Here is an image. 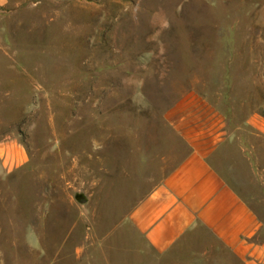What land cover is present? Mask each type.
<instances>
[{
    "label": "rangeland",
    "instance_id": "1",
    "mask_svg": "<svg viewBox=\"0 0 264 264\" xmlns=\"http://www.w3.org/2000/svg\"><path fill=\"white\" fill-rule=\"evenodd\" d=\"M223 81L251 84L264 114V0L0 10V264H158L121 227L148 190L138 149L192 84Z\"/></svg>",
    "mask_w": 264,
    "mask_h": 264
},
{
    "label": "crops",
    "instance_id": "2",
    "mask_svg": "<svg viewBox=\"0 0 264 264\" xmlns=\"http://www.w3.org/2000/svg\"><path fill=\"white\" fill-rule=\"evenodd\" d=\"M15 3L0 0V10ZM251 86L192 84L161 130L145 132L134 163L148 190L121 226L140 257L264 264V114ZM22 157L16 150L8 161Z\"/></svg>",
    "mask_w": 264,
    "mask_h": 264
}]
</instances>
